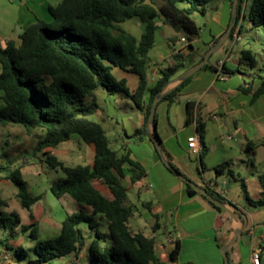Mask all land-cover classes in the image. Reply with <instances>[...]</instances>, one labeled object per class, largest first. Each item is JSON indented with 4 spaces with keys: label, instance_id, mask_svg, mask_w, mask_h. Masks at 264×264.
<instances>
[{
    "label": "trees",
    "instance_id": "trees-1",
    "mask_svg": "<svg viewBox=\"0 0 264 264\" xmlns=\"http://www.w3.org/2000/svg\"><path fill=\"white\" fill-rule=\"evenodd\" d=\"M233 1L230 0L231 14ZM246 1L239 0L237 21L225 42L233 38L237 28L242 31L244 19L251 22L250 28L261 27L264 31V0H251L248 13L244 9ZM213 2L214 0H63L56 7H51L52 21L38 19L20 33V44L9 39L5 46L0 47V128L17 124L24 126L29 133L43 129L44 135L33 147V153L42 152L48 166L60 168L64 173V177L52 183V193L58 198L68 195L89 211L88 214L83 211L69 214L62 221L61 231L56 237L36 240L37 256L30 258L27 264H46L72 252L79 253L87 245V236L80 227L84 222L94 232V238L88 245L90 264H168V260L157 251L156 238L131 226V220L139 206L131 200L124 179L130 173L131 182H138L146 175L145 167L131 157L126 145L122 154L113 149L103 124L92 120L90 116L100 108L95 90L102 87L109 93L119 92L130 96L141 110H145L148 125L154 100L184 67V49H194V41L200 35L201 26L195 19V14L205 16ZM212 8H216V5ZM132 18L139 19L144 25L140 36L122 26L123 22ZM159 19L178 32L180 38H168L175 52L171 55V62L160 67L157 82L150 86L147 73L149 53L156 41ZM225 31L215 38L212 45ZM182 38H185L186 46L176 48L175 43ZM204 56L205 54L201 56L199 62ZM243 56L249 57L251 65L256 67L258 62L252 57L251 49L243 50ZM210 59L202 68L211 66ZM114 67L129 69L138 75V85L133 92L128 90L124 79L116 78ZM222 72L232 74L235 71L223 64ZM192 76L166 91L161 100H167L169 104L176 102ZM260 77L263 80L257 89L253 90L252 85L242 89L252 93V103L264 94V75ZM88 96L91 97L90 101L86 100ZM194 114V102H187V124L193 122ZM197 128L204 145L199 156L200 164L204 167V122L199 121ZM141 131L136 129L134 134L138 135ZM74 133L94 146L92 164L68 165L52 152V148L70 140ZM262 145L264 146V140ZM254 146L252 142L248 145L252 151ZM163 150L169 163L181 171L173 163L171 155L164 148ZM24 162L18 167L0 163V178L12 182L18 189L17 197L21 205L30 208L42 195H33L29 191L21 170L27 164V161ZM230 164V161H225L213 167V170L217 175L231 176L233 173ZM168 169L172 171L169 167ZM96 181H102L110 195L99 189ZM260 181L263 189L258 197L250 194L245 179L241 181L248 203L255 208H264V173L260 175ZM185 184L189 194H199L212 207L224 211L195 187L187 182ZM199 185L216 198L231 202L211 183ZM8 205V200L0 195V231L10 235L19 226L21 219L17 212H5L2 209ZM143 206L149 208L150 203H144ZM235 207L237 208L236 205ZM235 212L240 216L238 208ZM155 217L158 219L159 216L156 214ZM103 219L106 220V233L100 228ZM154 230H157L155 226ZM31 236L36 238L34 231ZM7 248L14 250L15 255L26 254V250L20 245H7ZM180 249V241L176 240L169 260H175Z\"/></svg>",
    "mask_w": 264,
    "mask_h": 264
},
{
    "label": "crops",
    "instance_id": "crops-1",
    "mask_svg": "<svg viewBox=\"0 0 264 264\" xmlns=\"http://www.w3.org/2000/svg\"><path fill=\"white\" fill-rule=\"evenodd\" d=\"M62 1L63 0H0V47L5 46L6 41L9 39L20 44V33L38 19L52 21L53 15L51 13V7H56ZM214 9L212 20L216 25L215 32H213L212 27L207 29L205 25L204 30L201 28V32H206V37L200 39L201 37L199 35L196 39L197 42L202 43V46L197 45V50L201 56L206 53L207 48L212 45L215 38L220 36L227 29V25L230 21V0H218L216 8ZM139 22L141 21H134L132 29L138 28L140 25ZM158 23L159 31L163 23L162 21H158ZM250 27L251 26H249L247 30L251 29ZM168 38L169 37H166L160 40L156 36L155 44L150 50V60L147 71L150 86H153L157 82L160 77V67L168 65L171 62V55L175 52V48L171 46ZM181 42H183L182 39ZM233 44V41L230 40L229 43L225 42L221 46H224L223 50L227 58L216 57V59L211 62V66L201 68L193 74L189 82L183 87L176 102L169 104L167 100L160 99L156 109L157 114V110L162 106L161 116L157 114V132L159 130L158 134L160 133L159 136L161 138L162 148L171 155L173 163L183 171L187 177L195 180L198 184L211 183L215 185V183H217V191L224 195L229 201L231 200L228 197L227 191L220 188L218 183L219 178H222V184L227 186L229 183V176L227 174L217 175L213 170V167L218 163L217 151L222 150L220 148H224L222 145L223 141L217 138L220 128L217 122L223 121L227 123V116H230L236 111H240L244 114V118L246 120L248 119L247 121L245 120L244 123L250 127L251 133H258L259 137H261L259 143L262 144L264 140V105H262V109H256L257 105L264 104V94L252 103V93L242 90L243 88L250 87V85H252L253 90L257 89L261 85L263 79L261 78L259 84H255V81H252V83H247L245 81L241 84L238 79L234 81V77L231 76V74H227L225 78H222L217 71V67L219 68L221 63L227 66L228 58H230L233 53ZM214 54H217V50ZM236 69H239V66ZM116 71H118V77L116 78L124 79L128 90L133 92L138 85V75L129 69H122L120 67H114L113 72ZM180 74H182V71L177 72L171 80L177 79ZM178 84L174 82L170 86L173 88ZM245 95L251 96L249 102L245 99ZM190 101L195 104V114L193 122L187 124V102ZM174 108L175 113L182 112L184 114L185 125L181 129L171 124V114ZM141 112L139 118L141 126L136 128L142 130L137 135L138 140L149 142L152 152L155 150L156 154L164 161L153 142L152 127L150 123L146 125L145 110H141ZM199 121L205 124L204 142L206 150L202 159L204 167L201 166V169L198 168V173H196L192 170L191 163L190 161H186V158H199V156L194 155L184 144L189 135L198 132L197 126ZM166 122L170 125L169 128ZM246 125L242 126L239 124L238 120L235 121V129L239 135L243 137L248 136ZM161 129L164 132H161ZM174 136H177L180 148L184 149V151L179 148L177 150L173 144L168 145V142ZM74 138L73 136L71 137L72 140L78 139L76 142L80 150L88 153L81 139ZM227 138L237 139V137L231 134H229ZM251 142L252 141L248 142V145ZM208 143L212 146V151L209 150ZM88 145L91 147V150L94 151L95 156L94 146ZM53 149L52 152L54 153ZM247 149L250 150L249 147H247ZM62 151L69 152L68 150ZM72 152L73 151H71V153ZM154 155L155 154L152 153L149 158H145L144 160L139 154L131 152V157L139 161L145 167L146 175L138 182L132 183L130 173H128L124 179L128 184H126L125 181L124 184L128 189L130 185H138L139 192L144 191L153 193L156 187L159 189L160 199L158 202L153 200L144 202L150 203V207H145L147 209L146 211H137L131 220V226L135 230H143L147 235L156 238L157 251L165 260H168V264H226L222 249L234 235L236 236L228 248V258L232 264H253L252 252L256 248L261 249V264H264V226L262 227L264 219L257 218L261 219L257 221V219L254 218L251 227H249L250 222L246 219L243 211L238 209L240 216L237 215L238 217L236 218L226 210L219 211L212 207L199 194H189L185 182L174 172L169 170L165 162V167H160V159L155 158ZM165 157L168 160L166 155ZM93 160L88 164H92ZM184 169L186 172H184ZM205 169L213 171L214 176L210 179H206L204 177ZM196 179H199V181ZM95 184L105 194L110 195L109 189L102 181H96ZM262 189L263 187L261 191ZM171 200H174L175 203H172L170 206L164 204V202L169 203ZM156 214L159 216L158 219L155 217ZM68 215L69 214H67L66 217ZM64 219L56 221L48 217V221L54 226L53 228L55 230L59 231L58 233L61 231V224ZM256 224H259V226L256 227ZM154 226L157 228L156 231L154 230ZM100 228L103 232H107L106 223L103 224L101 221ZM162 228L163 230L160 233L159 231ZM145 229L153 232L149 234ZM239 230L241 231L237 233ZM253 230L255 231L254 233L252 232ZM244 231H247L248 234L252 236L251 247H247V249L243 248L244 242L239 239ZM84 232L87 236V245L79 253L72 252L65 257L52 259L46 264H90L88 245L94 238V232L85 230ZM32 233L33 232H31V234ZM8 237L7 232L0 233V264H22L17 257L12 255L11 250L7 248V245H22L11 242L4 243ZM176 240L180 241V252L175 260H169L170 253L175 247Z\"/></svg>",
    "mask_w": 264,
    "mask_h": 264
},
{
    "label": "rangeland",
    "instance_id": "rangeland-1",
    "mask_svg": "<svg viewBox=\"0 0 264 264\" xmlns=\"http://www.w3.org/2000/svg\"><path fill=\"white\" fill-rule=\"evenodd\" d=\"M217 2L218 0H214L213 5L209 8L205 16L201 14H195V19L201 26L202 30H204L206 25L207 29L212 27L213 32H215L216 25L212 20L215 9L212 7H214ZM250 5L251 0H247L244 3V9L247 13L249 12ZM134 21L139 20L137 18L126 20L122 23V26L135 35H140L144 31V25L139 22V27L132 29V24ZM159 21H161V19H159ZM161 25V30L157 31L156 33V36L160 40L171 36H178L180 38V34L176 32L170 25ZM249 26H252L251 22L248 19H244L242 31L239 32L240 39L235 41L233 44V53L230 58H228L227 67L230 70L235 71L231 74V76L234 77V81L238 79L241 84H243L245 81L247 83H252V81H255V84H259L261 81L260 75H264V31L261 27H254L247 30ZM206 35L207 33L202 31L200 33V39H204ZM229 42L230 41H227L226 43ZM201 44V42H197L196 40L194 41V47L196 49H189L188 47H185L186 43L185 41L181 42V39L175 43L176 48H180L182 46L185 47L184 51L186 53V59L184 67L180 70L182 73L195 66L198 60L201 58V55H199V51L197 50V45ZM223 48L224 46H220L217 49V54H214L215 52L212 54L210 62H213L216 57L227 58ZM245 49H251L252 57L258 62L256 67L251 65L249 57L243 56L242 50ZM238 66L239 69L236 71ZM117 72L118 71L113 72L116 77H118ZM95 94L100 105V110L92 114L90 118L103 124L110 139L111 147L117 150L119 154H122L124 152V145H126L132 153L139 154L144 158V160L145 158H149L153 153L155 154V158L160 159V167H165L164 161H162L158 154H156V151L153 150L152 152L150 149L151 144H149V142L139 141L137 135L134 134L136 128L141 126L139 123V118L142 113L137 107L136 103L123 93L118 92L110 94L102 87L97 88L95 90ZM244 97L248 102L251 99L250 95H245ZM86 100L90 101L91 97H86ZM262 105L264 104H260L259 106L257 105L256 109H262ZM157 114L161 116L162 106H160L157 110ZM226 120L227 123H224L223 121L217 122L220 127L217 138L223 141L222 145L224 146V148H220L222 150L217 151V165L225 161H230V168L232 169L233 175L229 176V183L227 186L222 184V178H219L218 183L220 188L227 191L228 197L232 203H234L240 211H243L246 219L250 222L249 227H251L252 220L254 218L264 219V208H255L248 203L242 190L241 181L242 179H245L249 192L253 197L260 196L262 188L260 175L264 173V146L259 143L261 140L259 134H252L249 129L250 127L244 123L246 119L244 118V114L242 112L236 111L230 116H227ZM237 120L240 125H246L248 131L247 137L239 135V133L236 131L235 121ZM166 124L169 128L170 125L168 122H166ZM171 124L178 129L183 128L185 125L184 114L182 112L175 113V108L171 114ZM161 132L164 131L161 129ZM229 134L237 137V139L227 138ZM43 135V129H36L34 132L29 133L24 126L17 124L0 128V163L12 164L18 167L22 165V163L24 164V161H27V164L21 167L23 178L27 182L29 191L33 195H42V198L35 202L30 208L24 207L21 205L20 200L17 197V187L9 180L0 178V195L5 197L9 202V205L7 207H3L2 209L5 212H17L21 219L19 226L14 230L13 234L8 235L9 237L4 241V243L11 242L15 244H21L24 247L26 250L25 255H15V251L11 250L12 255H15V257H17V259L22 262V264H27V261L30 258H35L37 256L35 252L36 240L54 238L59 234V231L55 230L53 228L54 226L48 221V217L59 221L64 219L67 214L81 211L87 214L89 213L84 205L78 203L72 197L65 195L61 198H58L52 193L50 188L52 183L64 177V173L60 168H51L48 166L45 160V155L42 152L33 153V147ZM163 135L165 136L164 133ZM72 136L73 138L75 137L81 139L88 153H86V151L82 152L79 146H77L76 141L78 139H71L60 143L54 149L52 148L54 150V154H56L68 165L90 163L94 159V151L91 150V147L86 142H84V140H82L78 134L74 133ZM250 141H252L253 145H255L253 151L247 149L248 142ZM171 144H173L177 150L178 148L181 149L177 140V136H174L170 139L168 145ZM185 145L187 147V140L185 141L184 146ZM208 148L210 151H212V146L209 145V143ZM62 150H68L69 152ZM181 150L184 151V149ZM71 151L75 153H71ZM29 155L31 157L26 158V156ZM186 161H190L192 170H194L196 173H198V168L201 169L199 158H186ZM181 172L183 173V171ZM184 172H186L185 169ZM212 176H214L213 171L205 169L204 177L206 179H210ZM196 180L199 181V179ZM124 181L126 184H128L126 180ZM129 196L132 201L137 203L139 210L141 211L147 210L143 206L144 202L148 200L158 202L160 199L159 189L157 187L154 189L153 193L144 191L139 192V186L134 184L130 185ZM172 203H175L174 200L169 201V203L164 202V204H167V206L172 205ZM258 220L261 219H257V221ZM101 221L103 224L106 223L105 219ZM257 226H259V224H256V227ZM263 226L264 223L262 227ZM80 227H82L85 231H92L89 225L85 222L81 223ZM162 230L163 228L159 232L161 233ZM33 231L36 234V238L31 236V232ZM145 231L149 234L153 232L148 229H145ZM2 232L3 231H0V233ZM239 239L244 242L243 248L247 249V247H251L252 236L248 234L247 231H244L240 235Z\"/></svg>",
    "mask_w": 264,
    "mask_h": 264
},
{
    "label": "water",
    "instance_id": "water-1",
    "mask_svg": "<svg viewBox=\"0 0 264 264\" xmlns=\"http://www.w3.org/2000/svg\"><path fill=\"white\" fill-rule=\"evenodd\" d=\"M238 3L239 0H234L233 1V5H232V14H231V21L230 24L228 26V28L226 29L224 35L215 43L213 44L208 51L205 53L204 58L198 62L195 66H193L192 68H190L189 70H187L186 72L180 74L177 79H173L171 80L166 86L165 88L159 93V95L156 97V99L153 102V105L151 107L150 110V115H149V123L152 127V131H153V142L156 145V148L159 152V154L161 155V157L163 158L165 164L172 169V171L183 181L189 183L191 186L195 187L198 191H200L202 194H204L206 197H208L209 200H211L215 205L219 206L220 208L228 211L232 216L234 217H238L236 212L237 208L235 207V205H233L231 202H227V201H222L219 198H216L215 196H213L212 194H210L207 189H205L204 187H202L201 185H199L198 183H196L195 181H193L192 179L188 178L186 175H184L183 173H181V171L177 170L171 163H169V161L166 159L165 157V153L164 150L161 146V138L157 132V124L155 122V115H156V109H157V105L159 103V100L162 98V96L165 94L166 91H168L169 89H171L172 87L170 86L171 84H173L174 82L180 83L181 81L185 80L186 78L192 76L194 73H196L199 69H201L210 59L211 55L220 47L222 46L225 41L229 38L235 24L237 21V16H238ZM215 187H218V184L215 183L214 185ZM247 223V222H246ZM241 230H239L237 233H239ZM236 235L232 236L230 238V240L224 245L222 251H223V255L225 257V262L226 264H230L229 258H228V248L230 247V245L232 244L234 238Z\"/></svg>",
    "mask_w": 264,
    "mask_h": 264
},
{
    "label": "built area",
    "instance_id": "built-area-1",
    "mask_svg": "<svg viewBox=\"0 0 264 264\" xmlns=\"http://www.w3.org/2000/svg\"><path fill=\"white\" fill-rule=\"evenodd\" d=\"M239 32H240V30H239V28H237L234 35H233V38L231 39L233 41V43L240 39ZM182 40L185 41V38H182ZM222 65H223V63H221L219 65L218 73H219V75H221L222 78H225L227 76V74L222 72ZM187 147L194 155L200 156L201 152L204 149V145L201 141V135H200L199 131L188 136ZM252 232L254 233L255 231L253 230ZM260 254H261L260 248H256L253 250V252H252L253 264H261Z\"/></svg>",
    "mask_w": 264,
    "mask_h": 264
}]
</instances>
